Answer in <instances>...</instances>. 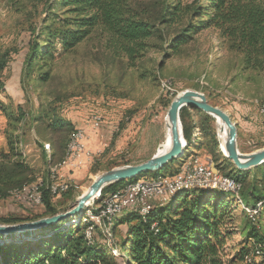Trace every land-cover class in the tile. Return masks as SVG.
<instances>
[{"label": "rangeland", "instance_id": "374dc122", "mask_svg": "<svg viewBox=\"0 0 264 264\" xmlns=\"http://www.w3.org/2000/svg\"><path fill=\"white\" fill-rule=\"evenodd\" d=\"M52 1L0 0V61L4 62L0 67V149L10 154L20 151L18 157L28 165L29 178L46 181L49 166L56 163L52 154L54 147L48 139L54 135L44 129V123L33 119L37 110L57 108L56 111L73 121L74 125L78 124V119L88 118L93 112L101 116L99 141L94 148L91 147L95 152L92 161L67 172L72 178L68 191L52 197L58 212L69 209L97 173L112 166L143 161L154 153L164 137V115L169 105L166 100L172 93L185 88L202 91L211 104L225 109L239 123L241 130L243 126L248 127L246 133L239 132L237 136V146L241 151L262 146L264 115L259 112L258 105L264 102V74L241 67L240 54L221 43L214 27L195 31L178 51L170 52L165 40L172 35L177 22L168 25L157 23L165 34H154L144 39V46L131 57L123 47L110 42L105 32L94 28L73 48L53 47L52 53L36 56L31 72L24 75L21 69L28 40L37 34L38 41L44 43L45 35L38 32L55 15L53 10L49 11ZM142 1L148 4L149 0ZM42 71H47V78L43 80L39 78ZM20 111L21 118L18 117ZM212 122L216 128L214 117ZM16 134L19 141L14 145ZM10 140L12 149L9 148ZM45 143H48L47 147ZM197 148L201 149L197 151ZM192 151L198 155H206L204 151L208 153L202 136L190 145H184L185 154ZM218 155L224 157L221 151ZM180 158L168 162L158 172L147 171L134 179L172 174L177 170ZM231 167L228 164L226 168L220 166L221 170L217 169L223 172ZM236 172V169L232 170V174ZM258 173L256 169L253 176H245L241 194L247 204L264 194V172L260 171L261 179H256ZM206 191L211 194L210 204L221 199L218 229L225 235L219 254L224 264L235 258L234 264H249L247 259L240 261L237 255L241 247L253 241L246 236L251 224L248 213L230 191ZM109 192L102 196L99 193L83 210L97 207L95 203L103 202ZM192 195L189 191L186 197ZM127 210L131 209H124L118 217ZM41 211L40 206H23L12 198L0 200V215L3 216L26 218ZM69 218L61 220L60 224L65 226L67 220L71 221ZM124 226L117 225L114 230L111 226L112 231H107L106 227L108 236L112 234L108 240L100 233L97 236V240L110 246L111 253L119 260L125 257L118 248L123 240ZM257 226L264 231L263 214ZM51 230V227L38 228L31 234ZM254 250L248 253L251 259L259 258L254 255Z\"/></svg>", "mask_w": 264, "mask_h": 264}, {"label": "trees", "instance_id": "16d2710c", "mask_svg": "<svg viewBox=\"0 0 264 264\" xmlns=\"http://www.w3.org/2000/svg\"><path fill=\"white\" fill-rule=\"evenodd\" d=\"M52 2L49 11L53 10L55 15H52L38 32L45 35L44 43L38 41L37 34L28 40L21 69L26 76L31 72L36 56L44 57L52 53L53 47L73 48L94 28L105 32L110 42L123 47L131 57L144 46V39L154 34H165L162 32L163 28L157 27V23L168 25L175 21L177 26L174 32L165 40L170 52L178 51L183 43L191 39L195 31L214 27L221 43L225 44L227 49L240 54L241 67L255 69L264 74V0H149L148 4L142 0L136 2L135 0H53ZM3 63L0 61V67ZM46 75L47 71H42L39 78L46 79ZM21 80L23 81V77ZM173 95L167 98L166 104ZM190 109L195 112H190ZM56 110L57 108L45 110L39 108L37 114L33 116L35 121L44 123V129L54 135L48 137L54 147L52 154L56 158V163L51 166L65 161L67 145L77 128L69 118L62 116ZM21 114L20 111L19 118L22 117ZM179 116L182 134L187 144L194 142L195 129H197L198 136L203 137L205 147L215 166L218 169L220 166L226 168L228 164L232 166L222 173L239 181L238 196L241 197L243 204L239 203L248 213L247 217L251 223L246 236L248 239L253 238L252 243L241 247L237 255L242 262L247 259L249 264L264 263V231L257 226L258 221L250 218L253 203L260 204L258 210V218H260L264 210V194L255 197L250 204L244 202L241 190L247 171L236 169L230 159L220 158L218 155L220 150H218L216 128L210 114L200 108L185 105L180 108ZM18 136L16 134L14 137V143L16 142L14 145L19 141ZM10 142L11 140L9 144ZM9 148H13L11 144ZM11 154L0 149V200L12 198L23 206H40L42 211L26 218L0 215V221L15 222L58 212L57 206L52 202L53 195L45 187L44 180L42 204H23L10 196L12 190L23 189L26 185L37 181L29 178L28 165L18 157L20 151ZM254 167L264 172V161ZM234 169L237 172L232 174ZM158 171L159 169L156 170ZM140 175L142 174L126 181L134 180ZM123 181L119 180L103 186L100 191L101 196L107 191L111 193L117 190ZM206 190L228 193V190L223 188L200 186L170 190L166 199L147 205L144 212H141V208L127 207L131 210L125 211L120 217L118 216L124 209L106 216V223L101 218L104 215L100 213L103 206H93L83 210L81 216V212L74 218L70 216L71 221L67 220L65 226L59 221L39 228L51 227L52 230L48 233L31 234V230L23 233L22 237H20L22 234L0 235V264H224L219 254L225 235L218 229L221 199L218 198L210 204L211 194ZM67 191L68 189L63 192ZM189 191H192L193 195L186 197ZM231 193L239 201L237 195ZM105 199L104 197L103 202ZM72 222L75 223L74 227ZM120 224L125 225L123 240L118 246L120 252L125 255L122 260L111 253L108 244L97 240L99 233L107 240L111 238L112 234L108 236L106 227L107 231H110L111 226L114 230ZM254 245L259 247L256 248ZM254 248V255L259 257L257 259L248 257V253ZM235 259H228L227 264H234Z\"/></svg>", "mask_w": 264, "mask_h": 264}, {"label": "water", "instance_id": "95a60500", "mask_svg": "<svg viewBox=\"0 0 264 264\" xmlns=\"http://www.w3.org/2000/svg\"><path fill=\"white\" fill-rule=\"evenodd\" d=\"M194 106L200 108L212 117L217 115L227 126V137L224 148L218 140V149L223 150V156L230 159L236 169L244 170L256 166L264 161V145L250 151H241L237 146V126L230 114L220 106L211 104L202 91L185 88L177 91L171 98L166 109L168 120L170 145L162 152L156 150L148 158L136 163H125L112 166L100 173H97L91 180L85 191H82L76 198L75 203L65 211L56 212L34 219H27L15 222H0V235L23 234L27 231L57 223L67 217L80 213L85 206L96 197L106 184L126 180L143 172L154 171L166 166L172 159L180 158L183 153V134L179 111L182 106Z\"/></svg>", "mask_w": 264, "mask_h": 264}, {"label": "built area", "instance_id": "2783aa9c", "mask_svg": "<svg viewBox=\"0 0 264 264\" xmlns=\"http://www.w3.org/2000/svg\"><path fill=\"white\" fill-rule=\"evenodd\" d=\"M259 112L264 115V105H258ZM93 128H99L102 123L101 116L93 112L88 117ZM94 150L86 142V131L79 126L77 135V144L69 146L68 160L64 165H60L55 170H48V179L45 187L53 196L59 195L67 190L71 185L70 173H62V168H67L68 172L76 170L87 164L93 158ZM210 183H219L224 188L235 190V183L224 181L218 172H216L207 155H201L198 161H191L190 166L183 167L178 176L169 177L167 180L153 181V186H144V180L139 182L140 192H133V187L119 191V197L109 198L104 202L95 203L97 206H104V216L101 217L106 223V212L109 209H116V212L127 207L142 208V206L152 205L155 202L166 199L170 190L186 185H205ZM42 186L41 181H34L32 186L20 195H12L23 204L39 205L42 204ZM108 201H115V208H108ZM93 202V199L90 201ZM260 204L253 203L251 207L250 218L258 221V210ZM255 246V245H254ZM258 248V246H255ZM262 264V263H261Z\"/></svg>", "mask_w": 264, "mask_h": 264}, {"label": "bare ground", "instance_id": "6f19581e", "mask_svg": "<svg viewBox=\"0 0 264 264\" xmlns=\"http://www.w3.org/2000/svg\"><path fill=\"white\" fill-rule=\"evenodd\" d=\"M260 105H264V102L261 103ZM214 120H215V122L217 124V127L216 128H217L218 140L220 142L221 147L224 148L225 139L227 137V129L228 128L223 123V121L221 120V118L218 117L217 115H214ZM78 132H79V128H76L75 131L73 132L71 138H70V141H69V143L67 145V149H66V153H65V161H64V164L68 160L69 146L70 145H76L77 144V135H78ZM168 133H169L168 120H167V117H166V114H165L164 115V137H163V140L160 142V144L158 145V147L156 149V150H158V152H162L164 149H166L170 145V139H169ZM195 134H196V137L195 138H199V136H198L199 134H198V130L197 129H195ZM185 144H186V140H185V138H183V148H184V145ZM45 146L47 147L48 146V143H45ZM183 152H184V150H183ZM221 152L223 154V150H221ZM207 157H208V161L211 162V165H212L213 169L220 174V176L224 179V181L231 182V183H235L236 188H235L234 191H232L230 189L224 188L219 183H210V184L199 185V186L200 187H205V188H223L225 190L231 191V192H233V193H235L237 195L239 202L241 204H243L241 197L238 196V188H239V185H240L239 184V181L236 180L232 176L223 174L221 171H219L217 169V167L215 166L214 161L212 160V158L209 155H207ZM199 158H200V155H198L197 153H191L190 155L184 157L183 159H181V161H180V163L178 165L177 170L175 172H173L172 174L155 175V176H151L149 178H139V179H134V180H130V181H125L123 183V186L121 188H119V189L111 192L106 197L105 200H108L109 198H117V197H119V191H123V190H126V189L131 188V187H133V192H140V185H137V184H139V182H141L143 180H144V186H153V181H157V179H159V180H167L169 177L178 176L180 174V171H182V168L183 167L190 166L191 161H198ZM92 159L89 162H91ZM57 167H58L57 165H53V166L50 165L49 168H48V170H55V168H57ZM37 181H41V180H37ZM33 183L34 182L26 185L23 189H14V190H12L11 191V195H20L22 192H24L27 189L28 186H32ZM195 186L196 185H186V186H183V187H178V188L173 189L171 191L178 190V189H182V188L195 187ZM86 189H87V187H84L83 191H85ZM108 208H115V201H108ZM145 209H146V206H142V208L140 210H141V212H144ZM119 211H117V212H119ZM100 213H101V215H104V206L100 210ZM115 213H116V209H109L108 212H106V216H110V215L115 214Z\"/></svg>", "mask_w": 264, "mask_h": 264}, {"label": "crops", "instance_id": "0c3cea01", "mask_svg": "<svg viewBox=\"0 0 264 264\" xmlns=\"http://www.w3.org/2000/svg\"><path fill=\"white\" fill-rule=\"evenodd\" d=\"M235 121V120H234ZM73 122V121H72ZM236 122V126H237V136H239V132H241V133H246L245 131H247V129H248V127H244L243 126V128H242V130H241V128H240V125H239V123H237V121H235ZM74 123V122H73ZM241 124V123H240ZM76 126H81L82 128H84L85 129V131H86V142H87V144L90 146V147H92V148H94L95 147V145H96V143L99 141V137H100V129L99 128H93L92 126H91V123H90V120L87 118V117H83V118H80V119H78V124H75ZM199 138H200V136H199ZM195 140H198V138H195L194 139V141ZM97 141V142H96ZM260 145H264V142L263 143H261ZM197 147V146H196ZM201 148H197L196 150L197 151H199ZM193 153H195V151H192ZM192 152H190V153H187V154H185V152H183L182 153V157L180 158V161H181V159H183L184 157H186V156H188V155H190ZM204 153H206V155H209V153H207V152H205L204 151ZM60 165H64V162L62 163V164H59V165H57V166H60ZM82 168V167H81ZM256 169H258V170H260L259 168H255L254 166L253 167H250V168H248V169H245L246 171H247V175L248 176H253L252 174H253V171L255 172V170ZM61 171H62V173H64V174H66L67 172H68V170H67V168H62L61 169ZM257 179H261L260 178V171H259V173L257 174ZM170 192V191H169ZM250 203V202H249ZM262 214L264 215V210H263V212H262ZM261 214V215H262ZM263 264V263H262Z\"/></svg>", "mask_w": 264, "mask_h": 264}]
</instances>
